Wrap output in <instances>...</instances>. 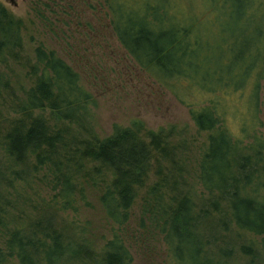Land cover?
I'll return each mask as SVG.
<instances>
[{
  "label": "trees",
  "instance_id": "trees-1",
  "mask_svg": "<svg viewBox=\"0 0 264 264\" xmlns=\"http://www.w3.org/2000/svg\"><path fill=\"white\" fill-rule=\"evenodd\" d=\"M182 1L170 14L172 0L110 10L132 59L190 91V118L208 133L194 158L171 144L173 128L115 125L98 138L78 75L42 47L34 64L20 58L24 23L0 3V99L10 91L14 115L0 131V264H133V250L152 263L160 245L164 264H264V138L233 136L219 112L229 95L257 111L264 0ZM10 63L30 81L16 100L1 72Z\"/></svg>",
  "mask_w": 264,
  "mask_h": 264
},
{
  "label": "rangeland",
  "instance_id": "rangeland-1",
  "mask_svg": "<svg viewBox=\"0 0 264 264\" xmlns=\"http://www.w3.org/2000/svg\"><path fill=\"white\" fill-rule=\"evenodd\" d=\"M148 1L13 0L12 4L8 0H0V3L10 15L24 23L20 58L34 64V50L42 47L46 52H54L78 75L79 85L91 97L86 126H89L90 131L92 129L98 138L111 136L115 125L127 128L141 123L146 131L164 129L167 133H171L173 128L171 144L176 146L186 143L194 158L203 151L208 133L199 132L190 118L189 108L186 106V102L192 99L190 91L187 90L186 94L181 83L162 79L140 67L121 45L114 32L110 10L112 2L121 3L127 12L131 9V4L136 7V11H141V6ZM184 4L182 0H172L165 6L170 14L174 13L176 8L183 10ZM117 8L119 7L114 4L112 10L116 11ZM133 13H136L135 9ZM1 72L8 80L9 86L11 80L14 100L22 96L21 89L24 88L25 91L30 88V81L24 79L25 68L20 69L15 63H10L8 67H1ZM16 77H19V80L16 79L17 83ZM259 84L255 113L250 110L245 97L242 102L236 103L237 96L228 94L229 96L221 102L219 112L222 114L225 128L233 136L240 137L239 130L246 127L248 134L255 133L264 138V78ZM245 92L249 93V87ZM71 112L69 115L76 114L75 111ZM37 113L35 112V115ZM13 116L9 91L8 95L4 94V100L0 99V131L4 125L3 120L12 119ZM47 117L45 114L44 118ZM42 189L39 196L32 197L37 207H41L42 201L49 196V193ZM95 209L97 210H90L88 215L101 226L99 208L95 206ZM42 212L45 211H39L40 214ZM158 249V256L152 259V263H147L133 250V264H164L165 248L160 245Z\"/></svg>",
  "mask_w": 264,
  "mask_h": 264
},
{
  "label": "water",
  "instance_id": "water-1",
  "mask_svg": "<svg viewBox=\"0 0 264 264\" xmlns=\"http://www.w3.org/2000/svg\"><path fill=\"white\" fill-rule=\"evenodd\" d=\"M8 1L13 4V0H8Z\"/></svg>",
  "mask_w": 264,
  "mask_h": 264
}]
</instances>
